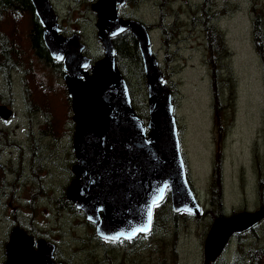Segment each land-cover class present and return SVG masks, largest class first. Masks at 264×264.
Listing matches in <instances>:
<instances>
[{"label":"rangeland","instance_id":"obj_1","mask_svg":"<svg viewBox=\"0 0 264 264\" xmlns=\"http://www.w3.org/2000/svg\"><path fill=\"white\" fill-rule=\"evenodd\" d=\"M50 1L62 27L65 26V23H77L74 18L81 16L80 11L85 12L83 17L86 16V13L89 12L88 7L93 12L91 3L94 1L91 2V0H75L74 7L79 10L71 9L70 11H68L67 0ZM184 1L138 0V2H134L133 0L131 11L135 17L143 19L147 25H150L151 22H157L158 18L163 17V14L171 16L174 13V16L168 17L165 23H154V27L160 28L174 24L173 21L176 18L178 8L182 7L181 12L183 10L190 11L184 16L183 23H178L174 29L169 31V38L171 39L180 28V36L173 40L172 70L167 68L165 63L162 68L167 72L168 78L173 80L177 89L175 97L179 100L178 115L182 119L180 125L183 126L185 133L186 149L184 148V152H187L190 161L193 184L200 194L203 193L204 188L209 191L210 182L208 180L213 172L215 153L220 146L225 153L224 171L222 173L224 203L222 204L227 215L238 214L246 211V209L264 208V160L252 153L260 149L264 153V65L261 57V53L264 52V0H257L256 7L249 0H241L240 3L236 1L238 6L227 7L225 3L227 0H221L217 3L218 9L208 11L207 14L220 13V10L226 7L221 15L213 19L214 23H218L220 31L218 28L216 30L223 36L225 47L230 55L222 63L217 57L212 58L206 49V44L211 42L208 34L193 33V24H191L193 16L197 17V21H201L204 19V15H198V11H193L196 8L193 5L191 8L185 4L183 6ZM251 9L256 14L261 15L263 19L260 22L263 23L261 26L253 27ZM88 18L90 19V14ZM5 23H11L10 18ZM86 23L94 22L89 20ZM184 23H190L189 28L183 27ZM122 24L127 25V22H122ZM15 27L17 31L25 33L27 21H21ZM156 32L160 34L159 30ZM259 34L262 35L259 36ZM83 39L91 47L96 45V40L92 35L88 34ZM255 39L261 40L262 43L258 45ZM155 50L158 59L164 61V54L159 50L157 42H155ZM25 53L29 54L28 49H25ZM21 63L25 64V60H22ZM22 68L25 71L27 66L22 65ZM173 73L180 74L176 76ZM15 76L16 118L8 121L1 120L0 127L7 131L9 137L25 142L30 148L34 146V142L32 141L33 144L27 142V137L23 131L25 127L30 126L38 130L40 117L35 116L32 121L27 118L24 119L25 112L23 113L22 109L25 103L21 96L23 92L21 85L27 86L26 76L22 80L21 76L23 75L19 72ZM39 80L38 76L34 75L28 81L32 89L38 86L41 91V94L32 97V102L51 112L53 131L60 137L58 139H61V142L66 141L67 143L63 153L60 150L61 142H54L53 136L47 140L48 151L36 152L38 163L46 161L47 165L43 170L31 174L21 188L20 197L12 200L11 207L19 209L20 200L27 203L29 199L33 198V192L42 187L48 192V196L57 194L60 200L66 198L62 194L73 179L70 171L73 160H76L68 132L71 131L72 124L68 126V120L72 114H69L68 102L62 85L57 84L56 80L54 82ZM215 83L220 102L219 115L224 120L226 129V137L223 141L213 123L216 118L213 97ZM139 84L140 82L136 84L138 89H140ZM225 85H230L231 89L224 91ZM219 96L222 98L221 100ZM140 100L143 99L140 98ZM135 103L140 104L138 99L135 100ZM51 145H54V148ZM56 149L60 151L59 154H56ZM62 163L66 168H62ZM37 168L36 166L32 168L28 166L29 174ZM6 178L14 180L15 176L7 174ZM207 191H205L206 194ZM33 201L36 202L35 214H32L28 208H24L23 211L30 214L29 219L31 221H37L36 227H40V230L43 229L51 238L63 243L59 244V247L64 257L73 256V253H77L79 250V246L86 244L88 237L92 236L93 228L85 226L87 223L84 224L81 221L82 218L74 212L67 213L71 210L62 207L60 201H54L53 204H50L47 198H34ZM39 202L42 204L40 205ZM65 209L68 211H63ZM210 210L211 208L207 207L208 212L201 221L183 225L176 246L171 247L168 252L165 249L160 251V255H158L157 250L150 251L152 247L138 248L136 251H140V255L137 262L161 264L160 257L167 254L169 259L166 264H202L207 226L212 221ZM5 212H8V215L15 214L8 209L5 210L3 204L0 203V217ZM47 214H52V216L46 217ZM11 224L7 220L1 221L0 219V264L6 262L5 246ZM257 233L258 236L255 237L257 242H262L264 245V226L258 229ZM252 237L254 238L253 235ZM160 239L159 235L154 238L153 247L158 246L157 243ZM236 242L237 240L232 245ZM243 251L247 250L243 249ZM124 253V259L121 262L131 257V252L127 254L124 251ZM147 260L151 262L147 263ZM262 261L264 259H261ZM74 264H78V262L75 261Z\"/></svg>","mask_w":264,"mask_h":264},{"label":"water","instance_id":"obj_2","mask_svg":"<svg viewBox=\"0 0 264 264\" xmlns=\"http://www.w3.org/2000/svg\"><path fill=\"white\" fill-rule=\"evenodd\" d=\"M31 4L44 29L43 41L50 56L63 64L64 82L72 104L77 164L72 168L74 179L68 187L67 200L104 240L120 236L119 240L130 241L150 234L154 229L155 208L164 204L167 195L175 214L198 218L201 207L191 189L181 152L172 95L144 29L127 26L141 49L149 101L147 121L135 111L128 85L118 68L112 37L125 30L119 20H111L102 30L99 28L105 58L92 64L83 53L79 37L61 34L49 0H31ZM12 117L11 110L0 108L1 119L8 121ZM263 220L264 211L216 220L205 242V264L214 263L223 255L232 236L252 230ZM146 226L147 233L125 238L133 229ZM218 233H222L223 240L213 254H208L207 243ZM55 253V244L46 240L35 242L20 229L11 233L5 248L6 264H40L41 256L45 264H63L55 261Z\"/></svg>","mask_w":264,"mask_h":264},{"label":"trees","instance_id":"obj_3","mask_svg":"<svg viewBox=\"0 0 264 264\" xmlns=\"http://www.w3.org/2000/svg\"><path fill=\"white\" fill-rule=\"evenodd\" d=\"M205 1H206V6H208L209 3L212 2V0H205ZM205 10L208 11V9H205L202 6L195 8L193 11H200V13L202 14V11ZM251 14H252L253 27L261 26L263 24L260 23L263 21L261 15L256 14L255 11H252V9H251ZM8 18H10L11 23H5L8 20ZM211 19H213V17L205 13L204 19L200 21L202 23V27L207 28V34L209 36V40L212 42L211 45L206 44V49L208 50V53H210V56L212 58L217 57L218 60L222 63L230 55L225 47L223 36L214 27L215 23L213 24L207 23V21ZM21 21H27V28L25 33L16 30L15 25L20 23ZM76 21L77 20H75V22ZM84 24L87 23H81V22L67 23L68 30L63 28V32L65 34L80 33L82 30H85V27L83 28ZM177 24L178 23H174L172 26L164 28L163 39H164V44L166 45L167 48L165 52L167 59H165L164 63L167 65V68H168V64H167L168 58L170 57L172 58L171 45L173 40H176L180 36V28L177 34L174 35V37L171 39L169 38V31L174 29ZM189 24L190 23H184L183 27L189 28ZM191 24H193L194 26L197 25V20L194 19ZM88 29H92L95 33V27L93 24L88 26ZM43 31L44 29L35 14V10L31 4V0H0V73L4 75L5 79L8 82V88L6 90L7 92H10L12 87L11 72L17 71L23 73L24 77L26 76L27 86H24V95L28 109L29 121H32L33 117L35 116L40 117L39 129L35 130L34 128H31L30 131V137L34 142L35 146L30 147L27 152L29 153V156L32 159L33 166H36V168L38 167L40 170H43V168L45 167V165H47V163L46 161L38 163V159L36 158V152L48 151L47 140H49L51 137L54 136V142L55 141L61 142V139H58L60 137L56 135V133L53 131V120H52L53 117L51 112L48 109L33 104L32 97L34 95L41 94V91L38 89V86H36L35 89H32L31 86H29L28 84L29 78H33L34 75H37L38 78L43 82L46 80H51L52 82H54V80H56L57 84H61L68 102L69 114H72L71 101L68 97V92L63 82V75H64L63 65L62 63H59L54 59H52V57L50 56L43 41ZM261 35L262 34H259V36ZM25 38H26V44H25ZM255 42L257 44L262 43L261 40H256V39ZM96 46H98L97 43L94 47H92L94 51ZM114 47L116 50V57H117L119 69L129 85L130 93L133 98L134 107L138 111V113L147 120L148 111L146 110L147 99H146V89H145V73H144L143 62L138 47V43L136 42V40L133 38V36L129 31H125L114 40ZM25 49H28L29 51L28 55L25 53ZM261 57L264 65V52L261 53ZM22 60H25V64L21 63ZM22 65L27 66V69L25 71L23 70ZM164 72L167 81L169 78L167 72L166 71ZM137 82H140L139 84L140 89L137 88L136 85ZM167 83L169 84L170 89L174 95V103H175V94L177 93L176 86L173 84L171 80ZM223 89L224 91H228L231 89V86L225 85ZM45 93L48 94L47 92ZM3 97H5V95L0 94V102H3L2 99ZM213 97H214V108L216 110V127H219L220 102L218 100L216 83L214 84ZM140 98L143 100L139 101ZM136 99H138V102L140 104L135 103ZM219 99L221 100L222 98L219 96ZM10 102H11L10 100L7 101V103ZM69 124H72L71 118L68 120V126ZM68 132L70 134V140L72 141L73 124L71 126V131ZM66 143H67L66 141L61 142L60 144L61 152H63L66 149L65 147ZM16 146H18L16 139L9 137L7 131L3 130V127H0V148H5V147L12 148ZM51 146L54 148V145ZM59 152L60 151L56 149V154H59ZM261 152L262 151L260 149L256 151L255 154L258 157H261L260 155ZM262 160H264V158H262ZM222 161H223V156L221 154V150H219L215 155L214 172L212 176V182H210V189L208 191L209 197L211 198V202H212V208L210 212V214H212L211 215L212 221L208 224L207 230L208 228L211 227V224L216 219L224 218L227 215L223 210V204H222V189H223ZM72 163L74 165L75 160H73ZM28 165H31V160L28 162ZM17 166H18V170L13 171L12 170L13 164L8 161L6 162L5 166L0 169V203L3 204L5 210L8 209V211H12V213H15L12 215H8L7 214L8 212H5L3 214L4 216L7 217L11 216L9 218L13 220L10 227L11 230L8 232V238L11 232L15 228H20V229H24L31 236L35 238L44 237L53 242H56V240L51 238V236L48 233H46L43 229L40 230L41 229L40 227L30 226L29 224L23 221L22 223H20L16 218L18 217V210H23L24 208H28V210L32 214H35L34 207L36 202L33 201L34 198H38V199L47 198L50 204H53L54 201H60L59 203L62 205V207L64 208L66 207L68 210H71L68 211L67 209H65L63 211L67 210L68 211L67 213L74 212L77 216L82 218L81 221H83L84 224L87 223L86 218L83 215H81V213L74 207V205L68 202L66 198L60 200V198L57 197V194L48 196V192H46L43 187L38 189V191L35 190L33 192V198L29 199L27 203H24L22 200H20L19 201L20 209L11 207L12 200L18 199L20 197L21 188L23 184L26 182L29 176L34 173L32 171L21 184H18L17 179L20 177L23 167L21 162H19ZM62 168H66L64 163H62ZM8 173H14L16 175V180L12 181L10 184L6 183V175ZM12 195L15 196L12 197ZM64 195H66V190L64 191V194H62V196ZM39 204L41 205L42 202H39ZM47 215L52 216V214H47ZM205 216L206 213H204L198 218L193 217L190 214H175L171 209L170 196L168 195L166 204L160 207V209L156 214L155 226L151 234L144 237H140L134 241L112 242L98 238L95 234V229H92L93 230L92 236L88 237V240H86L87 242L86 244H82L79 246V250L77 251V253L72 252L74 255L71 256L70 258L64 257L62 253L57 257V260L65 264H74L75 261H77L78 264H143L142 262H137V259L140 255V251H136L138 248L146 249L147 247H152L150 251L157 250L158 255H160V251H163L165 249L168 252L171 247L176 246V242L180 238L179 234L183 225H190L193 222L195 223L199 222ZM85 226H90L93 228V226L89 225L88 223ZM257 227L259 229L261 228L260 225ZM158 235L161 239L157 243L158 246L155 248L153 247L154 246L153 241L154 238ZM239 236L241 237H238L236 239L237 242L234 245H232V247L228 248L225 251L224 255L219 259L218 263L216 264H251L254 257L252 256V254L248 252L247 258L245 259L243 249L249 251L251 247H253L254 242L257 244V246L259 245L260 247L262 246V242H257V239H254L252 235H249V237L246 238V240H250L249 242H244L243 235H239ZM124 251H126L127 254L131 252V257L130 259L128 257V260H124L123 262H121L122 259H124L123 258V256L125 255ZM134 251L136 252L134 253ZM257 256L259 257L260 253H257ZM168 259L169 256L165 254L164 256L160 257V263L166 264ZM150 262H151L150 260H147V263Z\"/></svg>","mask_w":264,"mask_h":264},{"label":"bare ground","instance_id":"obj_4","mask_svg":"<svg viewBox=\"0 0 264 264\" xmlns=\"http://www.w3.org/2000/svg\"><path fill=\"white\" fill-rule=\"evenodd\" d=\"M112 2L113 0H100L98 2V4L94 7V9L98 12V18H99V22H98V27L102 30L104 25H108V21L109 20H115L116 17H114V10L112 8ZM116 3V1L114 2V4ZM122 21H120L121 24ZM110 24V23H109ZM124 26V25H122ZM106 27V26H105ZM101 64V63H100ZM101 66V65H100ZM103 66V65H102ZM96 75V74H94ZM106 76V75H105ZM110 77V76H109ZM101 79H104V75H101L100 77ZM103 85V84H102ZM101 88V87H100ZM104 88V86H103ZM98 110V109H97ZM104 120V119H103ZM105 122V121H104ZM100 127V126H99ZM237 223H242V221H237ZM15 239V238H14ZM223 240V235L222 233H218L213 237H210V241L207 243L208 244V248L206 249V252L208 254H213L216 250V248L218 247V245L220 244V242ZM19 246V245H18ZM29 253V252H28ZM27 255V254H26ZM21 256V255H20ZM30 256V255H29ZM42 262L40 264H45V259L42 258ZM29 260V259H28ZM27 264V263H26Z\"/></svg>","mask_w":264,"mask_h":264},{"label":"flooded vegetation","instance_id":"obj_5","mask_svg":"<svg viewBox=\"0 0 264 264\" xmlns=\"http://www.w3.org/2000/svg\"><path fill=\"white\" fill-rule=\"evenodd\" d=\"M100 1V0H99ZM182 144L183 146H185V142H184V138H182ZM8 162V161H7ZM11 162V161H9ZM76 165V163L73 165V167ZM6 183L8 184L7 180H6ZM255 211V210H253ZM46 217H50V215H47ZM18 219V221L20 223H22V218L20 216L16 217ZM1 221L2 220H7L8 222L12 223V219H10L9 217L7 216H1L0 217ZM258 227L254 228L253 230H250L249 232H246L243 235V238L246 239V237H248L249 235H253L254 236V239H256L255 237L258 236ZM24 230V229H22ZM27 232V231H26ZM12 233V232H11ZM17 233V232H16ZM28 233V232H27ZM29 234V233H28ZM30 235V234H29ZM11 236V234H10ZM9 236V238H10ZM8 238V239H9ZM17 241V240H16ZM252 252H260V256L259 258L257 257H254L253 260H252V264H264V261L261 262V259H264V245H262L261 247H256V243L254 244V247L251 249ZM57 253H59L58 249H57ZM244 255L247 256L248 255V251H244Z\"/></svg>","mask_w":264,"mask_h":264},{"label":"snow or ice","instance_id":"obj_6","mask_svg":"<svg viewBox=\"0 0 264 264\" xmlns=\"http://www.w3.org/2000/svg\"><path fill=\"white\" fill-rule=\"evenodd\" d=\"M155 201H153V204L155 205ZM147 217H148V225L150 226L151 224V218H152V214H151V211H149L147 213ZM149 230V228L146 226V227H139V228H135L132 230L131 234L126 236L125 238L126 239H131L134 235H136L137 233L139 232H144V233H147ZM124 235L123 233H121V236ZM105 239L109 240V241H116V240H119L120 239V236H110V237H105Z\"/></svg>","mask_w":264,"mask_h":264}]
</instances>
